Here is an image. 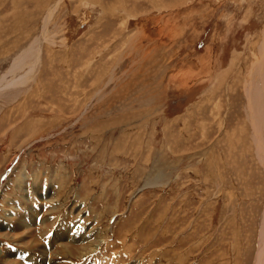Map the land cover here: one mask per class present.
<instances>
[{
  "label": "rangeland",
  "instance_id": "rangeland-1",
  "mask_svg": "<svg viewBox=\"0 0 264 264\" xmlns=\"http://www.w3.org/2000/svg\"><path fill=\"white\" fill-rule=\"evenodd\" d=\"M263 33L264 0H0V81L40 47L0 89V264H253Z\"/></svg>",
  "mask_w": 264,
  "mask_h": 264
},
{
  "label": "bare ground",
  "instance_id": "bare-ground-1",
  "mask_svg": "<svg viewBox=\"0 0 264 264\" xmlns=\"http://www.w3.org/2000/svg\"><path fill=\"white\" fill-rule=\"evenodd\" d=\"M45 16V15H44ZM48 16V15H47ZM46 17V16H45ZM49 17V16H48ZM48 19V18H47ZM46 19V20H47ZM46 20H45V22H46ZM44 33V32H43ZM264 34V33H263ZM40 38L41 39H44V36L42 37V36H40ZM41 41L39 40V43H40ZM263 47H264V45H263ZM40 48V47H39ZM39 48L36 50V56H35V61H33L32 63H31V65H30V67H29V69L27 70V72H25V73H23V74H19V75H16V77L14 78V80L13 81H9V80H6V78H4V77H1L2 79H1V81H4V84L2 85L1 84V81H0V89L2 88V87H4V88H6V87H10V86H14V85H17V84H23V83H25L27 80H28V75L32 72V70H33V68H35L34 66H36L35 64L37 63V62H39V60H40V52H39ZM35 51V50H34ZM27 52H29V50L27 51ZM26 52V53H27ZM25 53V54H26ZM30 53V52H29ZM29 56V55H28ZM33 56V55H32ZM21 57H22V55H21ZM21 57H19L14 63H13V65H12V68H10V71L11 70H13V69H16V68H18L20 65H21V63H22V60H24V59H22ZM32 60H33V58H31ZM24 62V61H23ZM27 62V61H26ZM26 62H24V63H26ZM259 65L260 64H258L256 67L258 68V70H257V73H259V71H260V73L262 74V70L261 69H259ZM25 66V65H24ZM264 68V66L262 67V69ZM264 74V73H263ZM31 76V75H30ZM31 78V77H30ZM29 78V79H30ZM261 92H262V94L263 95H261L260 97H259V99H258V101H257V104L256 105H259V107L261 108V110H262V112H263V114H264V86L261 88ZM260 93V92H259ZM254 96V95H253ZM256 97V96H255ZM262 97H263V99H262ZM259 101H262L263 103H259ZM250 103H252V101L250 100ZM259 107L257 108V109H259ZM255 115V114H254ZM260 115H262V114H260ZM262 116H264V115H262ZM257 123V122H256ZM255 123V124H256ZM259 125H255L254 123H253V126H254V129H255V131L256 132H261L263 135H264V119H262V120H259ZM261 138H264V137H259L258 138V141H260V143H259V146H260V148L262 149V150H264V141H261ZM264 215V214H263ZM24 220V219H23ZM22 225H23V227L24 226H26V224L24 223V222H22ZM31 231V230H30ZM60 232H61V230H60ZM59 232V233H60ZM20 236V235H19ZM62 236V235H61ZM54 237V236H53ZM54 240V239H53ZM56 242V241H55ZM54 242V243H55ZM33 243V242H32ZM57 243H59V242H57ZM56 243V244H57ZM36 244V243H35ZM62 244H63V242H62ZM62 244H60V246H59V249H57L58 251H55L54 249H52V247H50V244L48 243V245H49V249H46V247H44L45 249H43V247L41 248V249H39L38 250V253L37 254H39V255H41V257L43 256V257H45L46 259H48L49 258V254L51 253L52 255V258L53 259H56V263H58V260H57V258H58V256L59 257H62V255L64 256V255H66V254H71V252L68 250V248L66 247V245L64 246V244L62 245ZM92 244V243H91ZM52 245V244H51ZM90 245V244H89ZM53 246V245H52ZM85 247V246H84ZM56 248V247H55ZM82 249H83V247H81ZM79 249V248H78ZM86 250H82L81 251V254H83V255H85L86 254V252H85ZM80 252V251H79ZM85 253V254H84ZM3 254V253H2ZM2 254L0 253V257L2 256ZM79 254V253H78ZM77 254V255H78ZM5 255H7V254H5ZM5 255H4V257H5ZM29 255V257H30V261H32V263L34 262V264H37V263H39V259L36 257V258H32L33 256H30L31 254H28ZM71 256V255H70ZM255 256V261H254V263L253 264H264V216H263V220H262V227H261V229H260V233H259V241H258V249H257V252H256V255H254ZM67 258V257H66ZM42 259V258H41ZM64 260V259H63ZM12 262V261H11ZM46 262H47V260H46ZM45 262V263H46ZM49 262V261H48ZM13 264L15 263V264H20L19 262H17V261H13L12 262ZM44 263V264H45ZM50 264V263H49ZM53 264V263H52Z\"/></svg>",
  "mask_w": 264,
  "mask_h": 264
},
{
  "label": "crops",
  "instance_id": "crops-1",
  "mask_svg": "<svg viewBox=\"0 0 264 264\" xmlns=\"http://www.w3.org/2000/svg\"><path fill=\"white\" fill-rule=\"evenodd\" d=\"M7 210L9 211V209H7ZM8 211H7V212H8ZM11 216H12V215H11ZM19 233H20V232H19ZM21 233H24V231L21 232ZM50 236L52 237V235H50ZM50 236H49V237H50ZM49 237H48V238H49ZM43 243H44V245H46L48 242H47V240H44ZM45 247H46V246H45ZM1 257L4 258V255H2ZM1 257H0V258H1ZM1 259H2V258H1Z\"/></svg>",
  "mask_w": 264,
  "mask_h": 264
}]
</instances>
